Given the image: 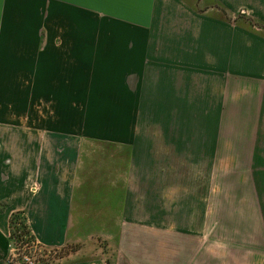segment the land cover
Returning a JSON list of instances; mask_svg holds the SVG:
<instances>
[{
	"label": "crops",
	"instance_id": "obj_1",
	"mask_svg": "<svg viewBox=\"0 0 264 264\" xmlns=\"http://www.w3.org/2000/svg\"><path fill=\"white\" fill-rule=\"evenodd\" d=\"M250 1L0 0V264L13 212L42 245H74L55 264H242L209 188L162 185L186 150L138 124L177 115L205 76L160 22Z\"/></svg>",
	"mask_w": 264,
	"mask_h": 264
},
{
	"label": "rangeland",
	"instance_id": "obj_2",
	"mask_svg": "<svg viewBox=\"0 0 264 264\" xmlns=\"http://www.w3.org/2000/svg\"><path fill=\"white\" fill-rule=\"evenodd\" d=\"M211 4L209 18L194 12L187 19L160 22L161 33L174 35L170 42L190 45L194 62L204 66L205 76L194 84L199 92L195 90L193 98L182 95L175 101L177 115L143 114L138 127L152 143L169 139L178 150H186V155L177 156L178 163L170 165L172 171L161 165L162 176L172 177L163 179L162 185L191 183L209 188V216L211 221H222L217 229L220 235L240 241L242 264H264V0L233 7ZM177 13L181 17L187 12L178 6ZM211 15L222 16L217 20ZM146 88L153 90L154 84L148 82ZM202 89L207 91L206 98ZM145 104L147 110L149 105L153 109L152 99ZM153 168L146 173L153 174ZM146 180L152 191V175ZM17 222L31 232L18 212L10 216V231ZM45 248L36 255L41 264L74 258V245Z\"/></svg>",
	"mask_w": 264,
	"mask_h": 264
},
{
	"label": "built area",
	"instance_id": "obj_3",
	"mask_svg": "<svg viewBox=\"0 0 264 264\" xmlns=\"http://www.w3.org/2000/svg\"><path fill=\"white\" fill-rule=\"evenodd\" d=\"M22 224V223H21ZM16 227V228H15ZM20 223L12 224L8 234L7 264H41L37 254L45 248L41 245L28 228L20 227Z\"/></svg>",
	"mask_w": 264,
	"mask_h": 264
}]
</instances>
